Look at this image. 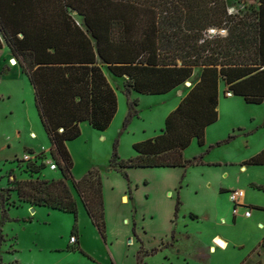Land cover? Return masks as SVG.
Listing matches in <instances>:
<instances>
[{"label": "trees", "instance_id": "16d2710c", "mask_svg": "<svg viewBox=\"0 0 264 264\" xmlns=\"http://www.w3.org/2000/svg\"><path fill=\"white\" fill-rule=\"evenodd\" d=\"M248 1L255 3L251 13L235 16L228 14L225 0H0V49L6 45L32 87L49 156L60 172L58 179H39L48 169L36 154L26 162L29 178L11 182L18 201L72 214L76 221L78 200L105 239L100 175L91 170L75 180L66 148L80 136L81 123L104 132L117 113L104 67L125 80L126 95L146 96L167 94L200 70L198 81L166 116L161 133L134 143L135 157L123 161L113 153L109 161L125 180L126 169L196 163L183 152L192 140L203 146L205 129L217 121L220 82L224 93L248 104L263 101L264 0ZM211 27L225 28L227 35L206 38ZM137 105V100L127 101L124 125L137 115ZM245 163L264 165V149ZM259 189L264 192V186ZM178 207L177 199L175 213ZM259 246L263 260L255 264H264V238Z\"/></svg>", "mask_w": 264, "mask_h": 264}, {"label": "rangeland", "instance_id": "374dc122", "mask_svg": "<svg viewBox=\"0 0 264 264\" xmlns=\"http://www.w3.org/2000/svg\"><path fill=\"white\" fill-rule=\"evenodd\" d=\"M225 2L227 12L235 16L250 14L255 7V3L248 0ZM6 66L11 67L9 61ZM103 69L118 99L113 122L101 133L84 125L80 136L68 145L75 180L91 170L100 175L106 229L104 240L90 223L81 203L77 205L75 221L72 214L22 204L11 191L13 180L29 178L23 155L33 151L46 158L50 143L40 124L33 90L26 77L12 69L8 73L0 72V264H185L184 257L187 264L201 263L194 255L201 248L202 240L187 239L182 234L171 236L172 224L168 218L171 210L173 214L176 201L175 193L170 191L174 189L173 185L186 183L189 186L181 191L178 189L179 217L204 211L201 199L193 196V187L201 183L200 169H187L184 178L183 171L177 169H127L125 180L116 164H109L113 153L123 161L135 157L132 145L162 124L171 112L174 95L134 97L133 92L126 95L125 80L113 78L105 67ZM199 71L195 69L185 82L189 86L183 84L178 88L186 93L198 79ZM134 98L138 104L134 108L137 115L124 125L127 101ZM222 107L218 116V120H222L217 130L220 134L227 131L224 120H238L252 131L256 128L249 121L255 120L260 128L249 136L254 140L253 144L247 146V137H239L231 144L227 141L214 146L212 157H221L234 149L241 156L250 154L254 144L264 136V103L256 106L228 99L223 100ZM217 132L213 131V135H218ZM102 134L105 139H100ZM235 135L229 131L224 137ZM199 153L194 142L184 155L191 160ZM58 178V170L45 169L39 174V179ZM168 191L171 196L167 195ZM121 197H126L127 202L121 201ZM30 210H34L33 213ZM74 228L76 234H72ZM72 235L76 236L74 244L69 242Z\"/></svg>", "mask_w": 264, "mask_h": 264}, {"label": "crops", "instance_id": "0c3cea01", "mask_svg": "<svg viewBox=\"0 0 264 264\" xmlns=\"http://www.w3.org/2000/svg\"><path fill=\"white\" fill-rule=\"evenodd\" d=\"M76 21L80 24L79 19H76ZM9 60H14L12 63L14 62L15 65L8 68L6 64ZM11 69L22 74L17 60L10 53L6 45L3 44L0 49V72L3 70L8 73ZM105 76L110 84L108 76L106 74ZM197 81L198 79L196 82ZM224 89L223 83L220 82L218 86V116L220 112H222L223 100L233 99L236 100V102L241 101L247 105L256 106L264 103V97L260 104H248L242 97L234 96L232 93L230 97H226ZM133 94L135 95L134 97L146 96L138 95L134 92ZM167 94L174 95V101L170 107V111H173L185 93L180 88H177ZM134 100L137 99L134 98ZM165 118L162 120V124L160 123L161 125H158L156 129L152 131L153 133L147 134L143 139L136 141V143L159 135L164 127ZM221 121L222 120H218L217 118L215 123L205 129L203 146H198L196 140H192L190 146L195 142L200 149V153L194 157L198 162L196 161L193 165L185 168H174L183 171V178L187 169H200L201 183L193 187V196L196 197V199H201L200 201L203 205L204 211L201 214L189 212L188 214L179 217L177 215L179 207L177 212H174L176 201L177 199L179 200L178 189L181 191L189 186L186 183L183 186H171L172 189L173 187L174 189L170 191L172 194L175 193L176 196L173 214L171 210L170 215L168 216L172 224L171 236L172 234H175V237H177L182 234V236L187 239L200 238L202 240V246L194 255V258H197L201 262L200 264H255L257 261L263 260L262 249L259 245L264 238V192L259 188L264 186V165H249L245 162L264 149V136H261L257 143L255 142L256 144H254L253 150L246 156H241L240 153L234 149L226 151L221 157L217 156L213 158L212 149L214 146L216 147L217 145L225 143L224 141L227 137H224V134H228L229 131H231V134L233 135L236 133V135L227 142L228 144L233 143L235 139L239 137H247L248 146L249 143L253 144L254 141L249 136L253 131H256L257 128H260V124L256 123L255 120L249 121V123L255 125L254 127L256 129L253 131L252 129H249L245 123L238 120H224L227 122V131L220 134L217 130ZM262 122V124H264V120ZM84 125L93 130L87 122H83L80 124V131ZM246 127L247 129H245ZM215 130L218 135H213V131ZM100 139H105V135L103 136L102 134ZM70 142L66 143L68 152L70 151L68 145ZM186 150L183 152L185 159H187L184 155ZM233 189L242 190L244 192L242 203L244 206L251 209V214L248 218L242 216V209H240L239 216L235 217L232 215V205L228 199V192ZM167 195L171 196V193L168 191ZM125 198L126 197H121V201L123 200L124 202ZM78 203L80 202L77 200V205ZM174 217H176L175 222H172V218ZM215 239L223 242L225 245L224 248L216 246L213 243ZM183 260L185 264H187V258L184 257Z\"/></svg>", "mask_w": 264, "mask_h": 264}, {"label": "built area", "instance_id": "2783aa9c", "mask_svg": "<svg viewBox=\"0 0 264 264\" xmlns=\"http://www.w3.org/2000/svg\"><path fill=\"white\" fill-rule=\"evenodd\" d=\"M228 14L231 15L232 13L228 11ZM227 35V30L225 28H208L206 31L205 37L206 38H212V37H225ZM12 61L14 60H9V65H12ZM232 94L231 92H226L225 96L230 97ZM36 154H25L23 155V161L27 162L30 160H34ZM44 165L47 167L49 171H56L57 167L54 161L51 159L50 156H47L44 161ZM244 198V192L242 190L238 189H233L228 192V199L232 205V215L237 217L239 216L240 209L243 210L242 216L244 218H248L251 214V209L248 207L244 206L242 203V200ZM70 244H74L76 242V237L75 236H70L69 238Z\"/></svg>", "mask_w": 264, "mask_h": 264}, {"label": "bare ground", "instance_id": "6f19581e", "mask_svg": "<svg viewBox=\"0 0 264 264\" xmlns=\"http://www.w3.org/2000/svg\"><path fill=\"white\" fill-rule=\"evenodd\" d=\"M32 138H35V136L32 134L31 136ZM126 198L124 199V202H126ZM216 246H218L219 248H224V243L219 241L218 239H215L214 242H213Z\"/></svg>", "mask_w": 264, "mask_h": 264}, {"label": "water", "instance_id": "95a60500", "mask_svg": "<svg viewBox=\"0 0 264 264\" xmlns=\"http://www.w3.org/2000/svg\"><path fill=\"white\" fill-rule=\"evenodd\" d=\"M186 86H189L190 84L189 83H185ZM31 213H33V210H30Z\"/></svg>", "mask_w": 264, "mask_h": 264}]
</instances>
